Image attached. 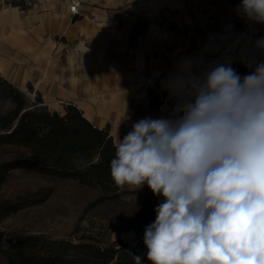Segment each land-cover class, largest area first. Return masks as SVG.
<instances>
[{
	"label": "clouds",
	"instance_id": "1",
	"mask_svg": "<svg viewBox=\"0 0 264 264\" xmlns=\"http://www.w3.org/2000/svg\"><path fill=\"white\" fill-rule=\"evenodd\" d=\"M237 13L264 25V0H241ZM162 88L171 109L117 134L109 164L121 191L146 184L161 197L144 230L147 261L264 264V37L237 57L182 59Z\"/></svg>",
	"mask_w": 264,
	"mask_h": 264
},
{
	"label": "crops",
	"instance_id": "2",
	"mask_svg": "<svg viewBox=\"0 0 264 264\" xmlns=\"http://www.w3.org/2000/svg\"><path fill=\"white\" fill-rule=\"evenodd\" d=\"M81 2L75 15L69 13L70 0H43L35 14H22L17 7L5 14L0 43L9 41L13 54L3 48L1 66L18 62L21 75L37 84L35 91L48 106L57 98L78 106L73 101L77 99L89 116L78 107L93 123L91 117H98L110 119L116 128L129 129L139 119L166 113L165 105L154 113L144 109L132 88L149 85V79L155 78V85L163 91L159 86L163 75L170 74L182 59L204 62L206 58L205 64L213 60L203 55L202 48L198 51L207 40L200 21L211 20L210 14L221 10V0ZM58 40L82 50L81 75L71 60L61 67L55 54L62 51L56 47Z\"/></svg>",
	"mask_w": 264,
	"mask_h": 264
},
{
	"label": "trees",
	"instance_id": "3",
	"mask_svg": "<svg viewBox=\"0 0 264 264\" xmlns=\"http://www.w3.org/2000/svg\"><path fill=\"white\" fill-rule=\"evenodd\" d=\"M29 89L34 95L0 74V101L11 100L13 105L6 112L0 105V145L23 151L0 162V190L10 172L27 169L100 189L103 195L99 202L109 199V194L116 197L120 189L110 178L109 164L115 154L110 126L95 125L73 103H68L62 113L52 111L40 92L32 86ZM160 104L159 100L150 103L152 108ZM141 190L147 197L142 212L117 226L122 235L112 243L103 244L88 232L77 238L33 234L17 240L5 239L0 232L4 264H134L133 256H141L143 264H149L144 230L155 220L154 209L161 197L146 184ZM52 192L46 187L17 200H0V223L12 213L45 202ZM78 233L76 229L74 234Z\"/></svg>",
	"mask_w": 264,
	"mask_h": 264
},
{
	"label": "rangeland",
	"instance_id": "4",
	"mask_svg": "<svg viewBox=\"0 0 264 264\" xmlns=\"http://www.w3.org/2000/svg\"><path fill=\"white\" fill-rule=\"evenodd\" d=\"M221 1V10L216 12V14H210L209 17L218 22L216 25L218 28L229 31L243 30L247 32L252 36L251 45L259 38L264 37V25L252 24L237 13V5L241 3V0ZM41 2L43 0H0L1 33L6 25L5 14L12 11L13 7H17V10L20 13L22 12V14L25 13L28 15L31 12L35 14L38 10V4H41ZM9 44V41L0 43V52L3 48H6L8 53L13 54V49ZM192 45L196 46L195 43ZM59 46L62 48V51L59 50L55 54L59 57L61 67L68 65L71 60L74 62L77 75H81L82 68H80V64L83 59L82 50L77 49V46L73 44L71 46L64 45L63 40L57 41L56 47ZM197 48L198 51L201 49V47ZM250 50L251 46L249 47ZM206 61L208 60L204 58V62ZM213 61L215 60H210L207 64ZM1 64L0 71L5 76L34 95V92H30L29 87L32 86L37 90V84L26 81L25 76L21 75L22 66L18 62L17 64H10L7 68H4L6 65L1 66ZM247 71L248 69L244 66V71L241 76L247 74ZM168 76L169 74L167 75L166 73L163 75V82ZM163 82H159V86ZM148 83L149 85L147 83H140L132 88V91L136 92L140 97L142 107L150 113L158 112V109L163 105H165L166 109L170 110L174 101L168 98L167 92L163 90V97L161 98L157 94L154 86L149 81ZM81 97L83 98V96ZM155 98H158L161 104L159 107L151 109L150 103ZM73 101L86 114L88 113L77 99ZM67 102V99L57 98L49 107L52 111L62 113L67 106ZM166 114L164 113V115ZM91 119L94 123L101 126L109 123L114 138L119 134V137L122 139L131 130V128H116L110 119L103 120L98 117H91ZM22 153L23 151L16 146L0 145V162L20 156ZM46 187L52 188L53 192L45 202L12 213L0 223V232L5 235V239L17 240L33 234L53 238H69L71 236L77 238L83 233L88 232L96 236L103 244H110L122 235V232L116 229L117 226L137 217L142 212L147 199L141 189L136 191L125 189L118 191L116 197H111L114 195L109 194V199L99 202V198L103 195L100 189L82 185L74 180L56 179L31 170L20 169L14 170L7 175L0 190V200H17L34 195ZM76 229H79L78 234H74ZM4 263L5 259L0 254V264Z\"/></svg>",
	"mask_w": 264,
	"mask_h": 264
},
{
	"label": "built area",
	"instance_id": "5",
	"mask_svg": "<svg viewBox=\"0 0 264 264\" xmlns=\"http://www.w3.org/2000/svg\"><path fill=\"white\" fill-rule=\"evenodd\" d=\"M81 0H70L69 13L71 15L78 14L81 7ZM202 30L206 36V42L200 45L202 53L205 57L213 60H221L228 57H237L245 49L249 50L252 42V36L245 31L238 30H223L218 28L215 20L200 21ZM232 66L240 74L244 71V64L239 60L234 59ZM155 78L149 79V82L154 86L157 94L162 98L163 91L157 87L154 82Z\"/></svg>",
	"mask_w": 264,
	"mask_h": 264
}]
</instances>
